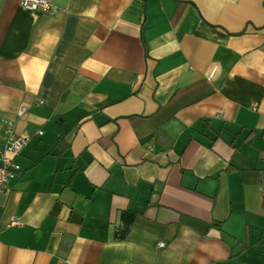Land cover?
I'll use <instances>...</instances> for the list:
<instances>
[{
	"label": "crops",
	"instance_id": "crops-1",
	"mask_svg": "<svg viewBox=\"0 0 264 264\" xmlns=\"http://www.w3.org/2000/svg\"><path fill=\"white\" fill-rule=\"evenodd\" d=\"M49 1L0 0V264H264V0Z\"/></svg>",
	"mask_w": 264,
	"mask_h": 264
},
{
	"label": "built area",
	"instance_id": "built-area-1",
	"mask_svg": "<svg viewBox=\"0 0 264 264\" xmlns=\"http://www.w3.org/2000/svg\"><path fill=\"white\" fill-rule=\"evenodd\" d=\"M142 3L144 0H137ZM20 4L27 10H39L47 14H55L57 6L49 0H20ZM256 104L252 103L251 108L255 109ZM25 111L24 107H20L18 115L21 116ZM7 139L0 144V195L6 191L7 183L15 177L20 171V166L15 160V156L27 144L29 137L27 135H16L13 132V125L11 122L7 124ZM41 134V131L37 132ZM10 223L17 224L15 217L10 218ZM158 247L164 246L163 242L157 244ZM210 264H214L213 262Z\"/></svg>",
	"mask_w": 264,
	"mask_h": 264
}]
</instances>
